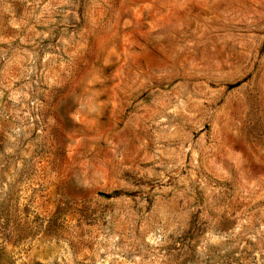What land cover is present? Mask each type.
<instances>
[{
	"label": "rangeland",
	"instance_id": "374dc122",
	"mask_svg": "<svg viewBox=\"0 0 264 264\" xmlns=\"http://www.w3.org/2000/svg\"><path fill=\"white\" fill-rule=\"evenodd\" d=\"M0 264H264V0H0Z\"/></svg>",
	"mask_w": 264,
	"mask_h": 264
}]
</instances>
